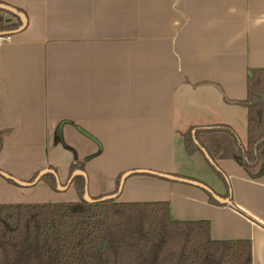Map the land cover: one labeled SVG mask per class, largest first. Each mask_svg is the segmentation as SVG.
I'll use <instances>...</instances> for the list:
<instances>
[{"label":"crops","instance_id":"obj_1","mask_svg":"<svg viewBox=\"0 0 264 264\" xmlns=\"http://www.w3.org/2000/svg\"><path fill=\"white\" fill-rule=\"evenodd\" d=\"M0 3L26 19L18 30L21 19L1 13L20 23L0 42V170L30 182L47 168L64 186L82 163L91 196L116 192L128 170L200 181L228 202L146 173L127 177L115 200H166L172 219L207 220L213 239L247 240L251 264H264V170L250 176L239 150L247 75L264 68V0ZM197 129L189 153L184 134ZM61 191L0 176V204L78 199L72 183Z\"/></svg>","mask_w":264,"mask_h":264},{"label":"trees","instance_id":"obj_2","mask_svg":"<svg viewBox=\"0 0 264 264\" xmlns=\"http://www.w3.org/2000/svg\"><path fill=\"white\" fill-rule=\"evenodd\" d=\"M2 12L0 32L16 29L20 22L7 23ZM243 103L247 143L238 148L244 168L255 177L264 170V68L249 70ZM221 129L237 143L228 127ZM199 130L195 139L191 130L184 134L189 153L199 148ZM71 168L83 170V164ZM40 180L56 189L54 174ZM71 183L75 201L0 204V264H251L249 241L215 240L207 220H174L166 200L89 203L83 199L84 177Z\"/></svg>","mask_w":264,"mask_h":264},{"label":"water","instance_id":"obj_3","mask_svg":"<svg viewBox=\"0 0 264 264\" xmlns=\"http://www.w3.org/2000/svg\"><path fill=\"white\" fill-rule=\"evenodd\" d=\"M0 10L5 11V12H8V13H12L14 15H17L21 19V26L18 28V30L21 29L25 25V23H26L25 17L23 16V14L19 13L15 8H13V7L9 6V5L0 3ZM11 33H13V31L0 32V35H3V34H11ZM79 131L83 135L89 137L94 142L98 143V140L93 135H91L90 133H88L87 131L80 130V129H79ZM57 134H58L59 137H61L60 136V130H57ZM202 151L205 153L204 150H202ZM206 156L210 160V158H209V156L207 154H206ZM48 173L54 174L55 180H56V188L61 189V190L65 189L71 183L72 179L75 176H78V175L83 176L84 179H85V188H84L83 199L86 202H89V203L100 202V201H105V200H110V199H116L118 197L119 193L121 192L122 188H123L125 179L127 177H129L130 175L137 174V173L153 174V175H157L159 177H163L165 179H170V180H173V181H178V182H182V183L192 184V185L201 187L202 189H204L205 191H207L215 200H217L219 202H223V203H227L228 202V199L222 198L219 195L215 194L207 185H205L204 183H202L200 181L193 180V179H189V178H184V177H179V176H174V175L167 174V173H156L154 171L144 170V169L128 170V171L124 172L120 176V179H119V182H118V186H117L116 192H114L112 194H109V195L101 196V197H99L97 199H93V198H91L89 196V194L87 192V177H86V173L83 170H81V169H76L75 171H73L71 173L69 179H68L67 185H65L63 187L59 184V181H58V178H57L56 173H54V171L51 170V169L45 168L43 170H40L38 172V174L34 177V179L32 181H30V182H26V181H22L20 179H17L15 177L9 175L5 171L0 170V176L4 177L6 179H11L16 184H18L20 186H25V187H29V186L35 185L40 180V178L42 176H44L45 174H48Z\"/></svg>","mask_w":264,"mask_h":264},{"label":"rangeland","instance_id":"obj_4","mask_svg":"<svg viewBox=\"0 0 264 264\" xmlns=\"http://www.w3.org/2000/svg\"><path fill=\"white\" fill-rule=\"evenodd\" d=\"M56 134H57V131H56ZM54 138H55V144H56L57 142H60V145L63 144L62 147H64V148L67 147L66 149H67L69 152L71 151V148H70L69 145L66 146V145L64 144V142L59 141V139H61V137H59L58 134H57V136H55ZM50 147H51V145H50ZM70 172H72V168H71V167L69 168V177H70V174H71ZM121 174H123V173H121ZM121 174H120V175H121ZM120 175L118 176V180L120 179ZM69 177H68V179H69ZM33 179H34V178H33ZM33 179H32V180H33ZM32 180H31V181H32ZM39 181H40V180H39ZM59 184L63 187V184H62V183L59 182ZM66 185H67V184H66ZM64 186H65V185H64ZM56 189L61 191V189H58V188H56ZM56 189H55V190H56ZM114 192H115V191H114ZM114 192H113V193H114ZM61 193L63 194L64 191H61ZM88 194H89V193H88ZM110 194H112V193H110ZM104 195H109V194H101V195H98V196H93V195L91 196V195L89 194V196H90L91 198H93V199H97V198H99V197H101V196H104ZM68 200H69V199H68Z\"/></svg>","mask_w":264,"mask_h":264},{"label":"built area","instance_id":"obj_5","mask_svg":"<svg viewBox=\"0 0 264 264\" xmlns=\"http://www.w3.org/2000/svg\"><path fill=\"white\" fill-rule=\"evenodd\" d=\"M9 39H10V36L7 34L0 35V42L9 40Z\"/></svg>","mask_w":264,"mask_h":264},{"label":"flooded vegetation","instance_id":"obj_6","mask_svg":"<svg viewBox=\"0 0 264 264\" xmlns=\"http://www.w3.org/2000/svg\"><path fill=\"white\" fill-rule=\"evenodd\" d=\"M71 184V183H70Z\"/></svg>","mask_w":264,"mask_h":264}]
</instances>
